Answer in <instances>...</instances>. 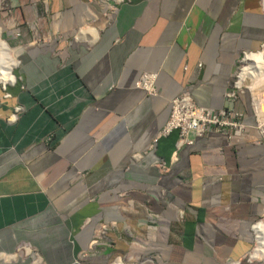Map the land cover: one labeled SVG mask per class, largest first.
I'll return each instance as SVG.
<instances>
[{"label": "crops", "instance_id": "1", "mask_svg": "<svg viewBox=\"0 0 264 264\" xmlns=\"http://www.w3.org/2000/svg\"><path fill=\"white\" fill-rule=\"evenodd\" d=\"M21 1L22 18L54 39L30 46L35 66L0 86V264H264L246 260L264 221L250 93L233 103L241 136L211 132L177 150V130L160 135L180 93L229 105L243 55L264 45V0H126L109 13ZM143 72L158 73L157 95L136 87Z\"/></svg>", "mask_w": 264, "mask_h": 264}, {"label": "built area", "instance_id": "2", "mask_svg": "<svg viewBox=\"0 0 264 264\" xmlns=\"http://www.w3.org/2000/svg\"><path fill=\"white\" fill-rule=\"evenodd\" d=\"M246 55L247 53H245L244 56ZM238 78L240 81V75H237L236 79ZM156 79H158L157 72H143L141 78H139L136 82V87L145 90L148 95H157L158 91L155 86ZM239 81L234 80L226 90L225 97L229 102V105L222 108L199 105L191 94L180 93L172 97L170 100V118L164 129L160 132V135H168L172 131L177 130V150L181 146L193 144L196 137L205 136L211 132L224 133L229 137L241 136L248 125L245 122V113L237 109L233 103L236 100H239L240 95L245 93L247 88L251 95V104L253 106V112L256 119L255 125L260 132V140L264 143V103L261 102V99H257V106H255L254 95L251 89L249 87L242 86ZM2 85L5 88V85ZM20 110H22L20 105L15 107L14 115H17V118ZM107 229L108 225L102 224L97 234L99 236H103L105 235ZM29 248L32 250L30 253L27 252ZM19 250L25 251L27 255L35 252L37 257L40 258L39 252L29 246H25V244L21 245ZM248 260L251 261L250 257ZM40 262L41 261H39V263ZM227 264H241V261H230Z\"/></svg>", "mask_w": 264, "mask_h": 264}, {"label": "rangeland", "instance_id": "3", "mask_svg": "<svg viewBox=\"0 0 264 264\" xmlns=\"http://www.w3.org/2000/svg\"><path fill=\"white\" fill-rule=\"evenodd\" d=\"M43 1L44 0H41L40 7H44ZM89 1H91L90 3L98 10V12L103 13L105 11V12L109 13L110 11L114 10L120 3H122L126 0H121L120 2L117 0H89ZM22 12H23V6H22L21 0H0V25H3V38L17 51L20 50L19 47H26L27 48L26 49L27 57L23 59L24 63L23 64L20 63L19 67H17L15 69V76L18 78V81H20L19 75L22 73L24 66H26V68H28V66L31 68L33 66H35L34 63L32 64L33 60H31L29 57V54L31 53L30 52V50H31L30 46L34 47V45L35 46L36 45H42L44 43L51 42L54 39V35H53V37L51 36L52 38H50L47 31H39L37 33L34 30L31 23L28 24L27 21L22 18ZM10 22H14V25L6 27L7 23L9 24ZM16 25H19V26H16ZM17 27H19V30L21 31L22 34L17 33V31H18ZM62 33H63L62 31L57 29L55 32L56 38L59 39L58 36L61 35ZM261 50H263V49H261ZM242 61L243 62L240 64V68H239L240 74H237V75H240V78H241V74H242L243 70L247 69L249 67V64L246 61V57L243 58ZM60 68H62L61 65H59V69ZM240 69H241V71H240ZM235 80L239 81V78L238 79L235 78ZM241 84H242V86L249 87L251 89V91L254 95L255 106H257V99H261V102L264 103V99H263V97H264V70L262 73L257 74V76L247 77L245 79V81L241 82ZM0 86H2V85L0 84ZM29 86H30V84H28V87H27V83L24 82L23 90H25V89L29 90V88H30ZM20 106L24 108L23 105H20ZM23 110L24 109L20 110L19 112H22ZM114 227H112V228H114ZM127 230L129 231V227H127ZM136 236H134V234H133V237H130L128 239V242H127L128 245L133 246L135 244L134 241H135V238H137ZM257 237H258V235L254 234L253 247H252V248H254V250L258 247V243H259L258 239H256ZM252 252H251V255H252ZM135 258L138 259L139 256L135 255ZM248 258L249 257H247L246 260H248ZM250 259L252 262L264 261V259H252V257ZM116 260H117L116 257L115 258L112 257L109 259L110 263H108V264H114ZM124 261L127 262V264H129L128 261H126V260H124Z\"/></svg>", "mask_w": 264, "mask_h": 264}, {"label": "bare ground", "instance_id": "4", "mask_svg": "<svg viewBox=\"0 0 264 264\" xmlns=\"http://www.w3.org/2000/svg\"><path fill=\"white\" fill-rule=\"evenodd\" d=\"M246 61L249 67L243 70L239 83L245 81L247 77L257 76V74L263 72L264 46L263 50L248 54ZM20 63L21 61L16 56V49L3 38V25H0V84L9 85L16 83L17 77L15 76V69L19 67ZM13 116L16 117L17 115ZM254 228L256 229L255 232L258 235L256 239H258L259 243L258 247L252 252L251 257L252 259H264V221H259ZM114 264H127V262L119 258Z\"/></svg>", "mask_w": 264, "mask_h": 264}, {"label": "clouds", "instance_id": "5", "mask_svg": "<svg viewBox=\"0 0 264 264\" xmlns=\"http://www.w3.org/2000/svg\"><path fill=\"white\" fill-rule=\"evenodd\" d=\"M263 46H264V45H263ZM263 46L261 47V49H263ZM256 52H257V51H256ZM248 54H249V53H247V55H248ZM244 55H245V54H244ZM244 55H243V58H245V57L247 56V55H246V56H244ZM243 58H242V59H243ZM242 62H243V61L241 60V63H242ZM239 68H240V67H239ZM238 73H239V70L237 71V74H238ZM237 74H236V78H237ZM1 85H2V84H1ZM2 87H3V85H2ZM3 88H4V87H3ZM5 88H6V84H5ZM5 88H4V89H5ZM246 91H248V90L246 89ZM248 92H249V91H248ZM249 93H250V92H249ZM17 106H18V105H17ZM175 146H176V144H175ZM263 220H264V219H263ZM255 223H256V222H255ZM255 223H254V225H255ZM254 225H253V227H254ZM253 230H254V228H253ZM103 236H104V235H103ZM22 245H23V244H22ZM20 246H21V245H20ZM20 246H19V247H20ZM25 246H27V245H25ZM29 247H30V246H29ZM252 249H253V248H252ZM250 252H251V251H250ZM250 252H249V254L246 256V258H247V257H250ZM40 257H41V255H40ZM248 261H249V260H248ZM77 262H79V261L77 260ZM250 262H252V261H250ZM79 263H80V262H79ZM38 264H39V263H38Z\"/></svg>", "mask_w": 264, "mask_h": 264}, {"label": "water", "instance_id": "6", "mask_svg": "<svg viewBox=\"0 0 264 264\" xmlns=\"http://www.w3.org/2000/svg\"><path fill=\"white\" fill-rule=\"evenodd\" d=\"M71 264H80L79 262H77V261H74L73 263H71Z\"/></svg>", "mask_w": 264, "mask_h": 264}]
</instances>
